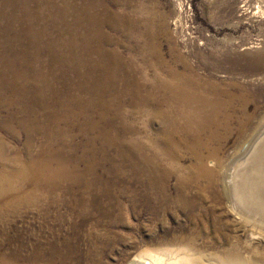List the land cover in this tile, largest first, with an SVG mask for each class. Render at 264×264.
I'll return each mask as SVG.
<instances>
[{"label": "bare ground", "instance_id": "1", "mask_svg": "<svg viewBox=\"0 0 264 264\" xmlns=\"http://www.w3.org/2000/svg\"><path fill=\"white\" fill-rule=\"evenodd\" d=\"M82 1L79 5L76 0H0V210L21 202L46 201L55 208L66 203L75 213L73 229L82 228L90 236L87 222L94 218L93 210L113 220L104 206L115 203L105 204L101 195L114 199L115 191L98 190L103 177L91 175L90 165L75 173L69 170L61 151L69 144L73 128L85 137L87 153L101 152L104 147L97 150L95 143L106 144L107 137L99 123L115 105V127L121 124L131 136L129 143L115 137V152L131 161L133 208L139 199L148 204L154 192L156 201L168 200V195L155 189L164 182L160 172L167 175L158 160H175V152L167 149L186 145L204 169L197 148L205 139H217L219 130L228 129L234 121L245 128L248 120L243 119L251 117L249 106L257 110L262 105L240 74L229 72L219 79L194 51L187 54L195 57L193 63L172 46L173 62L166 60L157 41L161 26L155 2L113 0L114 30L127 39L123 55L120 37H115V50L107 47L113 40L103 33L111 15L106 0ZM102 11L103 17L98 14ZM129 98L136 107L134 114L141 115V128L126 123L123 105ZM96 107H102L97 119ZM154 120L161 123L156 132L150 130ZM13 124L26 138L22 147ZM3 137L12 145L4 146ZM70 163L76 167L75 161ZM201 176L212 177L202 170L179 178L177 201L182 208L190 210L195 204L189 190ZM116 205L121 209V203ZM157 242L165 244L166 239ZM155 249L138 254L140 259L128 264L163 260V264H187L190 260L177 249ZM73 251L70 242L54 238L28 247L17 234L0 230V264H69ZM95 251L91 245L83 253L85 259L74 264H87ZM227 253L224 250L219 264H244Z\"/></svg>", "mask_w": 264, "mask_h": 264}, {"label": "rangeland", "instance_id": "2", "mask_svg": "<svg viewBox=\"0 0 264 264\" xmlns=\"http://www.w3.org/2000/svg\"><path fill=\"white\" fill-rule=\"evenodd\" d=\"M76 2L82 5L83 1ZM106 2L111 15L110 24L104 26L103 33L113 40L107 47L115 50V37H120L114 30L115 2ZM152 2L160 14L157 41L166 60L173 62L170 55L173 46L193 63L195 57L187 54L191 51L199 54L203 64L219 79L225 73L237 72L254 91L262 107L256 110L253 105L249 106L251 117L243 119L248 120L245 128L241 129L234 121L228 129L219 130L217 139H205L197 148L204 169L199 167L186 145L167 149L175 152V160H158L167 175L160 172L164 182L156 184L155 189L168 195V200L156 201L158 194L153 191L148 204L139 199L132 208L131 195L135 186L131 180V161L115 152V137L129 143L131 136L123 131L121 124L115 127L113 105L99 123L107 137L106 144L95 143L97 150L104 147L101 152L87 153L86 139L75 128L69 144L61 151L71 172L83 171L90 165L91 175L103 177V183L97 185L98 190L104 187L115 191L114 199L101 195L105 204L115 203V209L104 206L110 209L113 220L105 214L97 216L93 210L94 218L87 222L91 224L92 234L86 236L82 228L73 229L71 220L75 219V213L66 203L55 208L46 201L21 202L0 210V230L5 234H17L28 247L34 242L45 245L52 238L70 242L74 251L69 264L82 257L85 259L83 253L91 245L96 251L86 259L87 264H128L138 261V254L155 248L177 249L181 257L185 255L190 259L187 264L191 261L193 264H219L224 250L229 253L228 258L236 255L235 258L244 260V264H264V0H149ZM98 14L104 16L103 11ZM120 38L123 41L120 50L125 55L127 39ZM130 100L126 99L123 105L127 111L126 123L138 129L142 127L141 115L134 114L136 107ZM101 111L102 107H96L95 119ZM106 122L113 126L107 127ZM12 127L19 131L16 124ZM160 127V121L154 120L150 130L156 132ZM19 137V147H22L26 139L22 131ZM2 143L12 145L7 137L2 138ZM73 161L76 167L69 166ZM202 170L212 177L199 178L189 190L195 204L190 210L182 208L177 201L179 178H190ZM118 202L121 209L116 205ZM165 239V244L157 242ZM146 261L141 259L142 263Z\"/></svg>", "mask_w": 264, "mask_h": 264}]
</instances>
